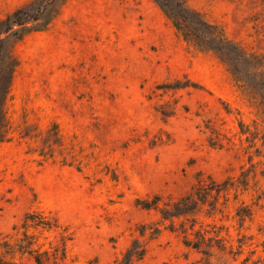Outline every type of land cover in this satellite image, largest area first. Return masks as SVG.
<instances>
[{
	"label": "rangeland",
	"instance_id": "374dc122",
	"mask_svg": "<svg viewBox=\"0 0 264 264\" xmlns=\"http://www.w3.org/2000/svg\"><path fill=\"white\" fill-rule=\"evenodd\" d=\"M58 3L0 0V260L264 264V0H66L14 42Z\"/></svg>",
	"mask_w": 264,
	"mask_h": 264
},
{
	"label": "trees",
	"instance_id": "16d2710c",
	"mask_svg": "<svg viewBox=\"0 0 264 264\" xmlns=\"http://www.w3.org/2000/svg\"><path fill=\"white\" fill-rule=\"evenodd\" d=\"M54 0H51L53 2ZM66 0H59V3L57 6H55V9L49 15L47 18H45L41 23H39V19H34V18H20V21L18 20H12V17L9 16L4 22L9 23V28L7 29L10 31L13 27H16L17 29L14 31V42H19L21 41L25 36L33 33V32H42L44 31L50 22L58 15L59 10L61 6L64 4ZM21 15V11H20ZM12 56H9L10 64L5 63L3 67L5 70L9 73L7 74V78H5L4 84H3V94L0 96V144L3 143L4 141L8 140V123L6 121V116H5V102L8 97V92L9 88L11 86V80H12V75L17 68V62L14 61ZM229 189V180H226L225 182L222 183H217L211 178H208L207 181L204 182H198V184L194 187L192 192L189 194L179 198L176 202L171 204L169 209H163L160 213L162 214L163 218L166 219L165 215L168 213H174L170 217L172 218H179V217H185L189 214V207L192 206L194 203H198L201 200L195 199L194 197L195 194L198 192L202 193H212L215 192L217 193L218 197L220 193H224ZM202 195L200 196V198ZM40 224L44 226V228H50V222L46 221H41ZM184 237H186V231L182 230L181 232ZM196 241L195 242H189L188 240H184V245L186 247H190L195 250H200V245L203 244L205 241V237L202 233L196 232ZM201 243V244H199ZM31 245V244H29ZM35 256L33 257V260L35 264H46L49 263L50 261H53V263L56 262L57 259V252L54 254L49 255L48 252H40L39 250L34 251ZM204 255H208V252H203ZM0 264H11V263H6L0 260Z\"/></svg>",
	"mask_w": 264,
	"mask_h": 264
}]
</instances>
